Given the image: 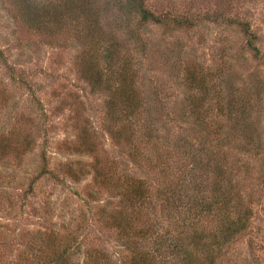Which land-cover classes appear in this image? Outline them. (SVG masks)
<instances>
[{
	"label": "rangeland",
	"instance_id": "374dc122",
	"mask_svg": "<svg viewBox=\"0 0 264 264\" xmlns=\"http://www.w3.org/2000/svg\"><path fill=\"white\" fill-rule=\"evenodd\" d=\"M144 2L170 20L140 31L126 0H0V264H48L64 250L70 264H92L91 255L95 264H127L135 256L128 243L149 226L168 243H193L222 224L219 210L195 230L185 220L219 186L253 212L219 262L264 264V0ZM108 46L116 66L129 62L123 89L136 93L132 114L118 107L122 87L113 84L112 94L103 82L93 91L83 73L88 63L91 74L112 71ZM127 179L145 184L146 207L123 199ZM170 192L182 199L178 211L165 200ZM138 241L155 252L153 239ZM182 259L173 263L206 262Z\"/></svg>",
	"mask_w": 264,
	"mask_h": 264
},
{
	"label": "trees",
	"instance_id": "16d2710c",
	"mask_svg": "<svg viewBox=\"0 0 264 264\" xmlns=\"http://www.w3.org/2000/svg\"><path fill=\"white\" fill-rule=\"evenodd\" d=\"M129 5L132 6V8L135 9V12L137 13V24L136 28L141 31L143 27L147 23H153L156 25H160L165 23V21H169L170 18L167 15H157L154 12L150 11L146 8L144 0H126ZM84 8L83 10H85ZM82 10V14L84 19L89 18L90 16L88 13H85ZM71 11H73V8H71ZM97 15L94 13V16ZM177 25L182 26H191L189 19L187 18H179L174 20ZM243 31L247 37V47L252 50L255 54H258V48L255 46L254 42L256 40V35L252 33L249 29V25L247 23L242 24ZM135 44H137L139 47L143 48L144 46V40L143 38L138 34L135 37ZM110 46V45H109ZM109 46L107 47V51L105 52L104 59L108 65H110V68L112 71H110L107 74H103L102 71H99L96 69V73L91 74V70L88 71V66L90 63L86 64V68L83 69V73L85 75L86 80L88 81L90 88L93 91L96 90H102L100 86L103 84L104 90H108V92L113 94V84L117 83V87L121 88L119 89V92L117 94V97L119 98V102L122 104L121 110L123 113H131L135 111L137 106L134 104V99L137 98L136 93L134 89H131L129 92L123 89V86L126 84H129L127 76L128 75V69L129 68V62H122V66H116L115 62H118V60L115 58L114 54L111 53V50L109 49ZM1 54V53H0ZM118 56V55H116ZM95 69V68H94ZM88 71V73H87ZM190 75V83L192 85L198 86L200 90H203V92H207V89L205 86L201 85L199 86L197 83L198 81L193 78V74ZM202 84H205L202 82ZM115 90V89H114ZM115 92V91H114ZM111 94V95H112ZM114 98L110 100V107L114 106ZM205 98L202 99L200 106L198 108L196 106H192L191 112L196 114L198 112V109L201 110L205 103ZM126 111V112H125ZM128 116V114H125ZM125 116V117H126ZM115 137L119 139H124L121 137L120 131L114 132ZM130 139V138H129ZM222 166V165H220ZM95 177L96 179H99V184L101 186H104L106 183H109V179L111 177H108L107 173H104L103 170L99 167H95L94 169ZM121 191H122V197L126 202L128 203V206L132 209L134 208H141L146 207L150 200H146L148 197V190L144 183L141 182H135L132 181V179H127L125 182V185H121ZM169 193V196L165 199L167 202L169 200H172V205L174 207L179 208L180 202H182V199L179 198L176 203L175 195L172 198ZM209 198V200L201 199L196 202L195 205L190 209V217H187L185 220L189 226H191L194 230L196 223L200 222L203 217L207 215L208 212H215L220 211L221 214V226L211 235H206L203 232H198V234L191 236L193 238V243L186 242L185 239H180L181 242H171L172 240L167 241L166 237H162L160 235L161 231L159 229H152L151 226L146 228L145 230L138 231V233L135 236V240L132 242H129L127 245L128 251L134 250V255L131 256V259L127 262V264H155L154 261L151 259V257L157 261L158 264H174L173 260L175 258H180L183 256L182 261H189L192 259L193 253L195 254V257L200 256L201 258L205 259V264H217L219 262V259L223 256L225 249L231 246L236 242V240H239L241 237L244 236L246 230L250 228L251 226V219L253 217L252 209L248 206L243 207V204L241 202L240 196H238L237 193L231 195L230 191H223V186H219L217 191ZM186 206V205H185ZM178 208L176 211H178ZM182 220H184L182 218ZM122 222H119V225L121 227H118V231L120 234V239L123 240L127 238L129 235L126 232L127 225L120 224ZM190 237V239H191ZM153 239L154 240V249L158 256V259H156V255L154 253H151L149 251L142 250L138 243V240H144V239ZM167 245H164L166 244ZM136 250V251H135ZM70 251L64 250L61 251L57 255V258L53 262V260L49 261L48 264H70ZM167 252L165 255H169L172 259L168 260V257H163V253ZM103 253H101L102 255ZM153 254V255H152ZM183 254V255H182ZM94 256V255H93ZM93 256L91 255L90 262H95L93 259ZM89 257V255H88ZM161 257L163 258L161 261ZM174 258V259H173ZM188 258V259H187ZM105 259V258H104ZM103 259V260H104ZM53 262V263H52ZM92 263V264H93ZM204 263V262H203ZM220 263V262H219ZM95 264V263H94ZM201 264V263H198ZM221 264V263H220Z\"/></svg>",
	"mask_w": 264,
	"mask_h": 264
}]
</instances>
